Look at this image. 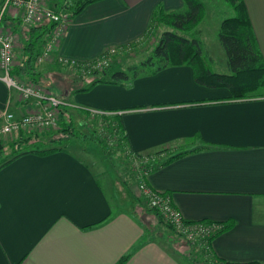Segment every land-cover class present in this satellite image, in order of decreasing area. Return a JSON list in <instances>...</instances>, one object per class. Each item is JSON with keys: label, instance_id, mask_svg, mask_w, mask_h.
<instances>
[{"label": "crops", "instance_id": "crops-1", "mask_svg": "<svg viewBox=\"0 0 264 264\" xmlns=\"http://www.w3.org/2000/svg\"><path fill=\"white\" fill-rule=\"evenodd\" d=\"M48 1L57 7L61 0ZM243 3L264 61V0ZM157 4L165 10L183 7L182 0L86 5L68 19L48 65L55 69L62 61L95 59L137 42ZM14 19H20L19 11L11 8L1 25L19 35ZM261 92L232 98L226 88L196 84L190 66L171 65L138 76L128 87L96 84L69 93L68 102L120 112L127 144L139 154L173 155L207 146L147 173L144 180L167 194L188 221L232 220V227L208 243L209 253L246 264L264 263V88ZM6 104L16 115L37 108L0 82V108ZM14 136L5 134L2 146ZM104 189L91 164L68 148L46 156L23 154L1 167L0 264H116L127 255L124 264L195 263L183 254L192 257L199 250L185 241L167 244L154 234L162 223L146 208L141 192L140 202L132 200L127 211L115 209Z\"/></svg>", "mask_w": 264, "mask_h": 264}, {"label": "trees", "instance_id": "trees-1", "mask_svg": "<svg viewBox=\"0 0 264 264\" xmlns=\"http://www.w3.org/2000/svg\"><path fill=\"white\" fill-rule=\"evenodd\" d=\"M95 1L98 0H78L73 2L71 15L78 14L86 5ZM182 1L183 8L180 10H165L162 4H157L154 8L149 26L142 38L148 39L159 24H164L168 29L160 33L151 53L144 60L138 63L128 64L125 68L91 73L85 79L81 80L60 75L59 71L56 69L47 72V74H42L37 70L35 65L36 56L40 51L41 44L51 33L54 22L50 20H41L36 23H24L20 19H14V21H11V25L20 35L21 60L17 66L13 67L12 73L17 78H22L29 82L44 86L50 94L67 102L69 100L61 94H58L55 88L52 87L55 85V79L58 80L57 84L62 83L64 90H69V93L74 94L86 92L96 84H123L128 87L138 76L143 74L153 75L159 70L171 65L190 66L193 72V80L196 84L210 88H226L230 92L232 98H247L261 94V88H264V61L257 45L243 0H223L233 12L231 16L225 17L221 21L219 30L216 34L217 40L226 56L225 66L228 70L226 73L214 72L205 65L201 61V44L199 41L195 38L190 39L184 34H181L189 32V29L195 26L204 17L205 0ZM53 7H56V5ZM130 45L132 44L120 47L118 53L121 48L123 49ZM107 53L106 51L102 56L104 57ZM95 60L96 59H91V61ZM77 62L78 61H68V63L73 65H76ZM147 68L151 69L147 70ZM45 84L47 86H45ZM59 112L61 113L60 118L62 119L59 118L57 130L47 134H37L28 131V135H20L13 141V146H17L18 149L15 150L10 157L0 162V168L23 154L46 156L56 152H66L67 143L70 140L65 137L76 138L81 134L83 135V129L91 130L93 133L92 142L104 148L103 140L98 137L94 123H91L88 119V117H90V111L88 109L74 106L69 103L68 105H61L59 107ZM101 116L103 117V115ZM110 122L112 131L120 136L117 138V142L120 145L122 142L129 148L121 115L115 113L112 119H110ZM206 147L207 146L197 147L187 151L176 152L160 160H151L143 167L144 171L150 173L183 154ZM136 154L140 157V154ZM142 198L146 203V208L152 210L159 217V221L173 231L170 225L163 222L157 211L147 206L146 199L144 197ZM186 222L191 221L186 220ZM221 224L220 229L208 237V243H210L217 234L232 227L233 221L227 220ZM185 242L188 243L187 240H185ZM127 257L128 255L121 257L116 264H124ZM210 259L211 264H233L223 261L213 255H211Z\"/></svg>", "mask_w": 264, "mask_h": 264}, {"label": "rangeland", "instance_id": "rangeland-1", "mask_svg": "<svg viewBox=\"0 0 264 264\" xmlns=\"http://www.w3.org/2000/svg\"><path fill=\"white\" fill-rule=\"evenodd\" d=\"M47 1L48 0H42V3L46 6L50 5L51 3ZM204 3V17L195 26L191 27L189 29V32L181 34H184L190 39L195 38L199 41V43L201 44V61L205 65H207L214 72L226 73L228 71L225 66L226 56L220 43L217 40L216 34L219 30L221 21L225 17L231 16L233 12L227 5V3H225L223 0H205ZM165 29H168V27H166L164 24H159V26H157L156 29L153 30V33L148 39L141 38L132 45L127 46L123 49L121 48L118 54H112V56L109 57V65L106 67L105 65L102 68L98 67L97 65L92 66V62H88V65L87 63H78L80 66H78L77 68V64L73 65L71 63H68V61H62L63 67L59 66L55 69L59 71L60 75L69 76L71 79L77 78L81 80L85 79L91 73L102 72L104 70L109 69L125 68L128 64L138 63L141 60H144L151 53L152 48L156 44L157 38L159 37L160 33ZM20 42L21 41L19 35H15L13 61L17 59L18 64L21 60ZM48 61L36 65V67L42 74H47V72L53 70L52 65H48ZM17 65H14V67ZM54 65L56 66V64ZM150 69L151 68H147V70ZM19 79L24 80L22 78ZM57 81L58 80L55 79V85H53L52 87L55 88L58 94H61L68 100L71 99L68 92L69 90H64V86L62 85V83L57 84ZM45 86L47 85L45 84ZM69 103L74 105L72 102ZM8 110L14 113V111L10 108ZM115 113L118 114L117 112L106 113L99 111V113L93 116L90 115V117H88L89 121H91V123H94L95 128L97 129L98 137L103 140L104 148H101L94 144V142H92L93 133L91 132V130L88 129H83V135L81 134L76 138H65L70 140H68L69 142L67 143L68 150H71L76 153L78 152V154L82 157L84 161L86 159L88 163L91 164V166L93 167V171L97 174V178L101 182L103 188H105L104 190L109 196L111 203L113 204V206H116L115 209L131 211L132 200L137 199V204L140 202V200L137 198L138 196H140V190L138 188V175L142 172V168L149 161L154 159L160 160L170 153L169 151H158L156 152L157 154H154V152L147 154L143 153L140 154V157H138L136 152L129 149L122 142L120 145L117 142V138L120 136L114 133L110 126V119H112V116ZM101 115H103V117ZM57 128L58 125H56V127L54 128L38 131H32L27 128H24L23 130H20L17 133H9V135L14 134L17 136L9 138V143L7 144V146H2V143L7 141V139L5 138V134L0 133V162L3 161V159L5 158L10 157V155H12L14 151L18 149L17 146H13V141H15L20 135H28V131L37 134H47L57 130ZM158 226L159 227L157 228L154 234L160 237L161 240H163L165 243H172L174 245L180 246L182 245V243H185L184 241L186 239L184 237L174 233V231L168 228L165 224H158ZM190 245L193 249L195 248V250H197L198 252V248H200L199 246L192 244ZM198 253L195 255H191L192 257H190L187 252H185V254L183 255L189 261H192L193 259L195 262L194 264H211L205 260L206 257H204L202 250L199 249Z\"/></svg>", "mask_w": 264, "mask_h": 264}, {"label": "built area", "instance_id": "built-area-1", "mask_svg": "<svg viewBox=\"0 0 264 264\" xmlns=\"http://www.w3.org/2000/svg\"><path fill=\"white\" fill-rule=\"evenodd\" d=\"M73 6L72 0H61L57 7L44 5L42 0H0V82H2L9 90L17 92L24 101H33L37 108L28 113L16 116L12 111L8 110V104L0 108V133L9 134L17 133L24 128L32 131L54 128L58 125L61 113L59 107L68 105L67 101L57 98L50 94L44 86L20 80L12 73L14 67V38L12 32H5L2 28V17L6 12L13 8L19 11L20 20L24 23H36L41 20H50L54 22L51 33L41 44L40 51L35 59V65L42 64L52 57L55 44L61 36V32L71 17ZM107 55L95 58V61H78V63L92 62L102 68L109 65V57L117 54L118 49L111 48L107 51ZM100 59V60H99ZM99 60V61H98ZM90 115H95L99 111L89 109ZM118 114H121L118 112ZM42 132V131H40ZM141 172V171H140ZM147 173L142 168L139 173L138 188L142 197L146 199L147 206L159 213L164 223L170 225L173 231L184 237L190 244L197 245L202 250L205 260L211 263L210 251L208 247V237L216 233L220 229V222L191 221L186 222L179 209L173 204L170 197L162 192H158L147 185L143 176ZM221 264V263H215ZM250 264H263L260 262Z\"/></svg>", "mask_w": 264, "mask_h": 264}]
</instances>
